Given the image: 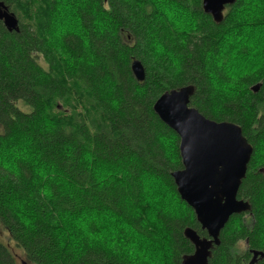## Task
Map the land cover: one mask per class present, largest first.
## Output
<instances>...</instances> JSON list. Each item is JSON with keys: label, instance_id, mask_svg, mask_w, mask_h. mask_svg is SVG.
<instances>
[{"label": "trees", "instance_id": "trees-1", "mask_svg": "<svg viewBox=\"0 0 264 264\" xmlns=\"http://www.w3.org/2000/svg\"><path fill=\"white\" fill-rule=\"evenodd\" d=\"M249 1L217 24L202 0H160L186 13L184 29L156 0H0L19 20L18 32L0 22V264H14L16 249L28 264H182L193 254L185 230L207 233L172 177L180 138L153 111L185 86L191 107L239 125L254 148L238 193L251 210L230 218L209 264L264 253V72L247 71L257 60L231 41L264 32V16L242 17ZM103 226L123 229L144 261L94 242Z\"/></svg>", "mask_w": 264, "mask_h": 264}, {"label": "water", "instance_id": "water-1", "mask_svg": "<svg viewBox=\"0 0 264 264\" xmlns=\"http://www.w3.org/2000/svg\"><path fill=\"white\" fill-rule=\"evenodd\" d=\"M236 1L202 0V8L219 24L226 7ZM0 22L9 32H18L19 20L4 2H0ZM131 71L136 81H145L146 71L141 61L134 59ZM260 87L256 85L252 91L257 93ZM194 91V86L167 91L155 101L153 111L180 138L182 169L173 172L172 177L180 198L194 211L201 230L207 233L202 238L191 228L185 230V238L194 252L182 264H209L212 250L220 246V234L230 218L251 210L247 201L238 199V193L254 148L239 125L207 119L191 107ZM252 255L250 264L264 259L262 252L252 251Z\"/></svg>", "mask_w": 264, "mask_h": 264}, {"label": "rangeland", "instance_id": "rangeland-1", "mask_svg": "<svg viewBox=\"0 0 264 264\" xmlns=\"http://www.w3.org/2000/svg\"><path fill=\"white\" fill-rule=\"evenodd\" d=\"M159 3H160V0H156L155 4L158 6L159 9L163 11H167L169 15L171 14L174 15V17H171L172 19L175 20L174 23H176L179 26L184 27V29L185 28L187 29L190 27V24L188 25V21L190 19L188 18L185 12H184L185 14L183 13V10L180 7L173 5V4L170 5L167 2H164L163 5H160ZM63 12L66 13L64 10ZM261 15L264 16V0H250L249 7L244 12H242V17L251 16L247 20L255 19V17L261 16ZM63 21L64 23H67V20H65V18L63 19ZM65 28L75 30L76 26L67 24L65 25ZM244 35L246 36V38L244 36L245 42L241 41V39L239 41H236L233 38L231 41L233 42V45H238L240 46V48H245L247 54L248 53L249 54L248 56H245L246 53L238 54L239 49H237L236 54L239 57L245 56L244 58L247 60V62L251 60L250 55L253 59L257 60L256 62L251 63L247 71L252 70L254 66V70L252 72H255L257 70L264 72V32L263 33H260V32L259 33L257 32L247 33L246 32ZM232 60H234V58ZM247 71L245 75H248ZM240 83H242V80ZM20 106L22 107V105ZM10 144H13V142H10ZM19 146H21V144L16 145V147H19ZM13 147L15 148V146ZM14 154L15 153H5V155L10 158H12ZM110 221L114 223L113 220H110ZM72 226L74 230H76L79 233L78 234L79 236H82V234H84L85 231H82L78 222H75L74 224H72ZM104 228L105 226L100 227V232L94 235L95 236V239L93 238L94 242H98L99 245L101 246H106V247H111V248L117 247L120 250L127 252L128 255L132 259H134V262L142 263L144 261L146 257L142 255V253H139L141 251L140 249L143 247L139 246V244L135 245L136 242L133 244V246L123 243V239H124L123 229L112 231L113 228H108V229H104ZM78 230H81V231H78ZM108 230H111V231H108ZM240 249L242 250L245 249L244 244H240ZM13 256H14V264H21V262L23 261L22 252L16 249L15 251H13Z\"/></svg>", "mask_w": 264, "mask_h": 264}, {"label": "flooded vegetation", "instance_id": "flooded-vegetation-1", "mask_svg": "<svg viewBox=\"0 0 264 264\" xmlns=\"http://www.w3.org/2000/svg\"><path fill=\"white\" fill-rule=\"evenodd\" d=\"M251 255H252V252H251ZM252 258H253V255H252ZM252 258H251V260H252ZM251 262V261H250Z\"/></svg>", "mask_w": 264, "mask_h": 264}, {"label": "bare ground", "instance_id": "bare-ground-1", "mask_svg": "<svg viewBox=\"0 0 264 264\" xmlns=\"http://www.w3.org/2000/svg\"><path fill=\"white\" fill-rule=\"evenodd\" d=\"M255 87V86H254Z\"/></svg>", "mask_w": 264, "mask_h": 264}]
</instances>
